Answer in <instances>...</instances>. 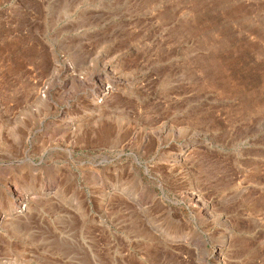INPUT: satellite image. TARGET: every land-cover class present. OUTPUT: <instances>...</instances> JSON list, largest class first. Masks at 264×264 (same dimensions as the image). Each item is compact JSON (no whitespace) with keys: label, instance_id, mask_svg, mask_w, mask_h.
<instances>
[{"label":"rangeland","instance_id":"374dc122","mask_svg":"<svg viewBox=\"0 0 264 264\" xmlns=\"http://www.w3.org/2000/svg\"><path fill=\"white\" fill-rule=\"evenodd\" d=\"M0 264H264V0H0Z\"/></svg>","mask_w":264,"mask_h":264},{"label":"bare ground","instance_id":"6f19581e","mask_svg":"<svg viewBox=\"0 0 264 264\" xmlns=\"http://www.w3.org/2000/svg\"><path fill=\"white\" fill-rule=\"evenodd\" d=\"M71 69V68H70ZM70 71V70H69ZM75 71V70H74ZM73 70H71V72L73 73L74 72ZM73 75V74H72ZM96 76V75H95ZM96 81V80H95ZM101 82V81H100ZM84 83V82H83ZM81 85V84H80ZM102 85V84H101ZM82 86V85H81ZM85 86V85H84ZM67 87V86H66ZM83 88V87H82ZM107 90V89H106ZM111 90V89H110ZM106 93V92H105ZM96 94V93H95ZM101 94H103V91L101 92ZM92 96H94V95H92ZM102 96V95H101ZM105 97V96H104ZM103 98V97H102ZM86 121V120H85ZM88 122V121H87ZM85 123V122H84ZM83 123V125H85ZM89 124V123H88ZM78 125V124H77ZM74 127H75V125H74ZM74 127H73V129H74ZM90 128V127H89ZM111 129V128H110ZM113 129V128H112ZM90 130H91V128H90ZM66 131V130H65ZM64 131V132H65ZM110 131H112V130H109V128H104V136H103V138L104 139H106L109 135H110ZM93 133V132H92ZM159 140V139H158ZM158 145V144H157ZM162 148V147H161ZM162 150V149H161ZM183 151V150H182ZM182 158V157H181ZM180 158V159H181ZM196 205V204H195Z\"/></svg>","mask_w":264,"mask_h":264}]
</instances>
